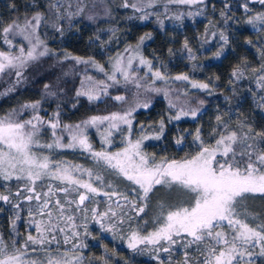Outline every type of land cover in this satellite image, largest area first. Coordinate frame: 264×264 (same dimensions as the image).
I'll return each mask as SVG.
<instances>
[{
	"label": "trees",
	"instance_id": "trees-1",
	"mask_svg": "<svg viewBox=\"0 0 264 264\" xmlns=\"http://www.w3.org/2000/svg\"><path fill=\"white\" fill-rule=\"evenodd\" d=\"M53 1L0 0V53L14 54L21 49L26 50L23 42H12L10 36L11 44L6 43L3 28L13 22L23 27L36 15L41 19L33 34L45 49V55L35 67L25 68L22 75L0 74V120L19 121L25 115L35 113L45 124L38 138L47 144L55 140L50 122L57 124L55 130L61 136L65 128L94 117L119 113L123 110L122 102L114 98L119 90L112 89L102 98L90 99L80 91V87L88 75L98 79L112 75L117 58L133 51L137 59L151 64L149 70V63H142L139 76L146 79L148 85L177 87L182 94L192 97L195 103H200L195 108L196 115H184L179 120L169 119L177 115V108L165 98L154 96L146 107L131 109L130 127L128 124L121 126L110 144H106L101 137L105 125L87 127L85 136L93 150L111 152L123 147L127 140L136 142L141 137H147L142 141L141 150L154 156L157 163L165 159L190 158L202 148L219 150L215 158L221 163L232 162L233 153L223 156V146H218L216 142L222 136L236 132L237 142L231 145L236 154L235 160L242 168L249 162L260 167L257 156L264 155V24L255 29L249 26L247 20L264 14V3L249 0L238 3L241 13L237 16L238 23L230 31L225 51L215 56L218 45L214 40L205 41L215 29V24L223 22L218 14L223 13L220 0H205L204 20L195 21V24L185 22L179 27L172 25L161 14L165 6L171 10L178 8L169 0H141L152 3L144 12L123 6V0H83L79 13L57 12L53 10ZM246 5L253 9L244 10L241 7ZM196 34L202 37L207 49L203 52L196 49L195 57L189 58L184 53V42L190 37L194 39ZM93 64L102 69L100 74L88 68ZM156 72L161 74L159 78ZM180 75L188 79L176 80ZM194 82L207 84L208 87H192ZM161 121L164 123L162 134ZM197 132L199 140L196 139ZM157 135L160 139L154 138ZM177 139L181 140V144L176 143ZM31 152L39 158L46 156L49 161L61 164H88L85 155L60 153L59 149L41 147L33 148ZM41 181L34 185L35 188L46 186L48 178L44 177ZM27 187L29 183L25 179H5L0 174V194L9 197L8 201L0 200V238L6 246H20L33 232L29 212L35 201L26 200L30 195ZM60 187L56 186L57 189ZM175 194L155 187L147 201L137 199V204L146 203L147 207L143 214H136V221H126L128 230L134 229L143 235L156 231L161 224L160 211L171 207ZM57 196L60 201H66V194L58 192ZM92 201L87 205L91 206ZM238 211L251 226H264V195L248 196ZM222 229L231 239L232 228L224 224ZM124 238V233L113 238L101 237L97 243L88 240L84 248L60 251L74 258L70 260L72 264H161L151 257L155 254L154 248L147 246L144 250L134 251L124 245ZM189 241L185 238L177 249L172 245L168 248L172 260L179 261L185 255L187 264H205L206 258L211 259L210 247L215 246L218 250L223 247L211 240L191 244ZM162 245L165 246L164 243ZM262 246L264 242L261 241L248 245L238 243L240 251L249 256L239 258L236 264H264ZM165 264L170 263L166 261Z\"/></svg>",
	"mask_w": 264,
	"mask_h": 264
},
{
	"label": "rangeland",
	"instance_id": "rangeland-1",
	"mask_svg": "<svg viewBox=\"0 0 264 264\" xmlns=\"http://www.w3.org/2000/svg\"><path fill=\"white\" fill-rule=\"evenodd\" d=\"M83 0H54L53 1V10L59 12L65 10L68 13H79L82 10L81 3ZM248 0H220L221 8L223 9V13L219 12L220 17L223 18L222 24H215V29L210 34L209 38L205 42H210L212 40L215 41V44L218 45L217 50L214 55H221L225 49L227 48L230 31L237 22V16H240V10H238V3H244ZM261 0H249V2ZM168 2V1H167ZM166 2V3H167ZM205 0H197L194 3H180L179 0H169V3H174L178 8L170 9V7L165 6L161 10V14L171 22L174 26H182L185 22L194 23L195 21L204 20L203 9ZM248 2V3H249ZM127 4L131 8V5L135 4L136 7L133 8L137 12H144L148 10L152 3L151 1H141V0H123V6ZM63 6V7H62ZM244 10L253 9L249 5L241 6ZM148 8V9H147ZM228 11V13H227ZM225 12V13H224ZM227 13V14H226ZM233 16H232V15ZM259 15H254L251 19L247 20L249 26L251 28H259L262 24H264V20L258 19ZM195 24V23H194ZM192 24V25H194ZM29 36V39H25L23 35H19L15 33V30L8 34L13 40L12 42L20 41L23 42L26 46L25 51H18L14 54L5 53L11 60L12 63L9 65L3 57H0V63L5 64L6 66L0 71V74H12L14 76L22 75L23 71L27 67H35L39 59L45 55V49L41 45V43L35 38L32 30L29 28L26 33ZM226 37L227 39H221V36ZM202 40V37L196 34L194 39L192 37L188 38L187 47H184V53L189 58L195 57V50L197 52H203L207 49L206 43ZM33 45H35V51L33 52V56L29 57L28 52L33 49ZM206 47V48H205ZM43 53V55H41ZM217 53L219 55H217ZM120 63L117 68L116 62L112 71V75H106V77L98 79L93 78L92 75H88L87 79L84 78L83 85L80 87V91L86 95L88 93L92 97L99 99L107 94L112 89L119 90L120 92L114 95V98L120 96L123 97L121 101L123 110L119 113H113L117 116H123L131 112V109L136 108V106H145L150 103V99L154 96H161L167 100V102L172 105L174 108H177V115L180 114L181 110L188 113L187 115H191L195 108L200 105L199 102L193 101L192 97L186 96L182 94V92L177 87H158L148 85L144 78L139 76V67H141V60L137 59L136 54L131 51L119 57ZM131 59V66H129L128 61ZM117 61V60H116ZM88 68H92L93 71H96V74L101 73V69L96 65H90ZM89 95H86L89 97ZM117 100V99H116ZM22 111V110H21ZM196 112V111H195ZM112 114V115H113ZM19 115L21 113L19 112ZM104 116V117H111ZM129 116L127 115V119L129 120ZM184 116V115H181ZM180 116V117H181ZM37 116L35 113L33 115H25L23 118H20L19 121H15L11 119L10 121L13 123H24L26 121L31 120L32 123L36 126V129L33 130L31 125H25L24 133L34 132L32 136V143L29 146L30 154L33 155L38 161L39 157L34 155L31 151L33 148L40 149L41 147H46V145H52L50 150L59 149L62 151L60 153H71L74 155H85L87 157V165H70V164H61L60 162L49 161V172H55L56 167L59 168H67L74 177L80 178L82 180L91 182L94 187H98L100 189L101 194H91L88 193L90 199L86 200L83 205L78 204V192L72 191L73 186L67 185L63 181L56 180L54 176L48 177V181H46V186L41 189H37L34 186V192H29L28 187L27 191L30 195L35 197L39 195L40 199L37 200L33 198L35 204L30 209V217L32 221L29 222L31 227H33V232L28 234L27 240L22 243L20 246L14 245H5L3 252L0 253V259L4 258V254L7 255H15L19 257L18 264H50L51 262L59 261L60 264H72L71 261L74 259L71 255H67L60 251V249L68 251L75 248H84L88 244V240H92L94 243L99 241L101 237L113 238L114 235L125 234L124 245L128 248L129 237L133 232L138 233L141 236H146L140 234L134 229L128 230L126 221H130L131 219H135L137 217V213L135 208H133V204L136 207L143 206L142 204H137V199H142L143 193L142 190L139 189L138 185H135L133 182L128 181L122 175H118L115 170H113L110 166L106 164L103 160H100L94 156L95 152H108L103 150H93L91 147L86 148L79 145L77 141H73L71 139L73 134L81 136V138H85V131L87 127H98L101 125H105L106 128L103 131L101 137L102 140L106 144H110L113 141V137L115 132L120 131V127L123 125H127L121 120H97L95 123H90L92 118L86 122L79 123V129H77V125L73 127H68L64 129V135L57 134L56 128L52 130V135L55 136L54 142L50 143H42L38 138V133L41 132V127L45 124H42L41 118L36 119ZM100 118H103L100 117ZM52 123L50 122V126ZM57 125V124H56ZM65 136L67 140L65 141ZM87 138V137H86ZM129 140L126 141V144L120 149L108 152H119L122 151L125 147L128 146ZM87 143L90 145L88 139ZM135 143V142H133ZM74 144V147H68L67 145ZM91 146V145H90ZM215 149V148H209ZM0 150L7 151L5 145H0ZM220 153L219 150L216 149V155ZM11 170V169H10ZM89 172L92 173L91 179L89 180ZM18 172H14L12 177H16ZM99 175L102 177V181H97L96 176ZM42 183L41 180L36 181ZM35 183V184H36ZM61 185L60 188L68 187L69 193H64L62 191H58L56 186ZM110 185V187H109ZM31 187V185H29ZM155 187H160L167 192H174L175 197L172 200V205L167 211H160V221L161 224L159 226H163V220L166 218L169 211H176L179 207H188L189 201L191 200V195L186 194L184 191H181L177 185H157ZM51 188V191L49 190ZM135 189V190H134ZM84 189H79V192H85ZM116 191L119 194L117 196H112L109 198L108 196H104L103 192H112ZM66 194V201L62 202L59 200L57 193ZM126 195L128 197V201H125L122 196ZM254 195H264L260 193L249 194L248 196ZM136 196V197H135ZM28 200V199H26ZM60 201V206H62L63 211L60 210V206L56 205V201ZM93 200V201H92ZM45 201H47V207H43ZM68 201H77V203H68ZM92 201V205L88 206V202ZM65 203V204H63ZM93 210H95L96 216L93 215ZM238 211V209H237ZM108 213V216H105L102 221L99 220V214ZM239 212V211H238ZM50 213V215H49ZM115 213V215H113ZM73 217L72 220H69L68 217ZM241 219L244 223H247L250 227L248 221H246L244 215L241 214L237 217ZM136 221V219H135ZM226 224V222H225ZM103 225V227H102ZM111 228V230H108ZM257 231L260 230L259 227H253ZM63 229V231H61ZM124 229V231H122ZM218 231H223V229H217ZM225 232V231H224ZM75 233V235H74ZM234 234V233H233ZM32 236L35 240H40L43 237V243H33L28 240V237ZM232 236V235H231ZM188 238L192 240V237L187 236V234H182L179 237H174L177 240V243L172 246L177 249L181 246L180 242ZM254 242H259L254 241ZM161 243H164L167 248H170L171 245L166 242L161 241L159 244H139L136 248H130L134 251H141L147 248V246L154 248L155 254L151 255V257L156 258L160 261L161 264H165L166 261H169L170 264H185V255L182 256V259L179 261L172 260L170 253L163 251V248L160 246ZM253 243V242H251ZM249 256L247 253L243 256H237L236 260L233 261V264H236L238 259ZM71 260V261H70ZM188 263V259H187Z\"/></svg>",
	"mask_w": 264,
	"mask_h": 264
},
{
	"label": "snow or ice",
	"instance_id": "snow-or-ice-1",
	"mask_svg": "<svg viewBox=\"0 0 264 264\" xmlns=\"http://www.w3.org/2000/svg\"><path fill=\"white\" fill-rule=\"evenodd\" d=\"M180 3H194L197 0H179ZM264 3V0H261ZM127 7L128 5L125 4ZM133 8L135 4L131 5ZM40 16L36 15L32 17V20L26 21L23 27L15 24L4 27V40L6 43L11 44V40L8 39V34L15 30L16 34L23 35L25 39H29L26 34L30 28L34 33L40 24ZM258 19L264 20V14H261ZM33 21L35 23H33ZM221 39L226 40L227 38L223 35ZM35 45L33 49L28 52V56L32 57L35 51ZM187 47V43H185ZM23 51V49H21ZM43 55V53H41ZM217 55H219L217 53ZM0 57L10 65L12 60L4 53H0ZM120 63V58H117V68ZM141 63H149L141 59ZM131 66V59L128 61ZM6 65L0 63V71ZM102 70V69H101ZM149 70H151V64L149 63ZM155 75L159 78L160 73L156 72ZM235 75V73H234ZM176 80H187L188 77L180 75L175 78ZM192 87L196 88H207V84L193 83ZM89 95L88 93H85ZM89 98L92 99L91 95ZM117 100H123V97H116ZM147 105H145L146 107ZM35 107V106H33ZM188 113L181 110L180 114L169 119L179 120L181 115H187ZM127 115L130 113L117 116L113 114L111 117H94L90 123H95L97 120H121L124 123L131 125V121L127 119ZM192 116L196 115V112L191 113ZM36 119H39L38 117ZM219 119V118H218ZM31 125L33 130L36 126L31 120L24 123H13L10 120H0V145H5L7 151L0 150V174L5 179L12 177L14 172H18L16 179H25L31 187H28L29 192H34V185L36 181L42 180L44 177H52L56 180L63 181L67 185H72V191H77L78 204L83 205L86 200L90 197L88 193L100 195V189L94 187L91 182L82 180L74 177L67 168L56 167L55 172H49V160L48 157H41L38 161L33 155L30 154L29 146L33 142L32 136L34 132L25 134V125ZM51 127L55 129L56 124H52ZM79 129V125L76 126ZM164 123L161 121L160 130L163 132ZM160 139V135L154 137ZM71 139L77 141L82 147L90 148L91 146L87 143V138H81V136L73 134ZM147 137H141L136 140L135 143L132 141L128 142V146L119 152H95L94 156L100 160L106 162L118 175H122L128 181L133 182L139 186L142 190V199L147 201L149 193L153 191L157 185H177L181 191L191 195L188 207H179L176 211H169L166 218L163 220V226L158 228L156 231L141 236L136 232H133L129 237L130 248H136L139 244H159L161 241L166 242L169 245L177 243L174 237H179L182 234L192 237L189 244L192 242L200 241H214L216 245L222 244L221 249H217L215 246L208 249L211 259L206 258L205 264H233L237 256L245 255V252L240 251L237 244L248 245L250 242L261 241L264 242V226H260V230L257 231L255 228L250 227L247 223H244L241 219L237 218L240 213L237 211L238 207L242 202L247 199L249 194L260 193L264 194V155H258L257 161L260 167H256L254 163L249 162L243 166H240L239 162L235 160V152L231 147L232 144L237 142V133L232 132L227 137H221L217 140L218 146H223V156H228L231 152L232 162L225 161L221 163L216 160V149L202 148L196 155L186 158L183 160L173 159L168 161L163 160L157 163L154 156H150L141 150L142 141ZM196 139L199 140V133L197 132ZM225 140L228 141L225 144ZM176 143L181 144V140L177 139ZM68 147H74V144L67 145ZM51 148L52 145H46ZM246 147H250L247 146ZM244 155L243 153L241 154ZM251 161V157L249 156ZM11 169V170H10ZM89 180L91 179L92 173L89 172ZM97 181H102V177L96 176ZM110 187V185H109ZM79 189L86 190L85 192H79ZM51 191V188L49 189ZM64 193H69L68 187L57 189ZM135 190V189H134ZM104 196L111 198L112 196L122 195L116 191L103 192ZM19 195V193H17ZM33 198L39 200V195L33 197L29 195L26 197L28 200ZM125 201H128L126 195L122 196ZM0 200L8 201L9 197L0 194ZM47 201H45L43 207H47ZM57 206H60V201L57 200ZM68 203H77V201H68ZM137 213L144 211L147 204L145 203L141 207L132 205ZM18 208L19 205H16ZM60 210L63 211L62 206ZM50 215V213H49ZM93 215L96 216L95 210ZM115 215V213H113ZM108 213L99 214V220L102 221ZM72 220L73 217H68ZM232 228L233 235L229 239L228 235L224 231H218L222 229L224 224ZM103 227V225H102ZM108 230H111L109 228ZM63 231V229H61ZM75 235V233H74ZM29 241L33 243H43V237L40 240H35L32 236L28 237ZM4 243L0 238V253L3 252ZM163 251H168L167 247H163ZM247 251V250H245ZM250 254V253H249ZM261 254H264V246L261 248ZM19 257L15 255L4 254V258L0 259V264H18ZM50 264H60L59 261L51 262ZM70 264V262H69ZM187 264V259L185 260Z\"/></svg>",
	"mask_w": 264,
	"mask_h": 264
}]
</instances>
